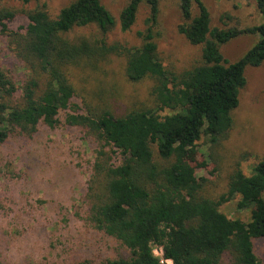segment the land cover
<instances>
[{"label":"trees","instance_id":"trees-1","mask_svg":"<svg viewBox=\"0 0 264 264\" xmlns=\"http://www.w3.org/2000/svg\"><path fill=\"white\" fill-rule=\"evenodd\" d=\"M255 1L264 17V0ZM179 2L183 17L179 32L190 44L203 46L202 61L181 72L168 69L158 54L153 28L159 0H129L122 10L121 29L127 31L140 6L149 7L147 28L138 32L143 42L133 47L73 35L78 27L96 25L106 31L115 25V17L101 0H74L56 17L44 3L27 12L29 24L24 31L9 28L17 12L0 10L1 31L29 71L18 86L0 68V146L13 134L32 137L30 145L21 142L22 155L36 162L43 144L42 133L35 135L39 123L55 126L60 111L72 105L75 90L68 68L110 54L123 55L130 80H153L151 93L157 105L123 115L106 106L67 116L69 124L86 129L98 143L86 220L131 251L130 258L99 264H160L154 245L161 246L176 264H264L256 250L264 239V158L249 175L238 165L227 192L217 198L202 193L208 179L198 177L187 160L202 137L210 149L227 138L234 122L232 112L246 84L245 69L264 63V22L246 28H212L203 0ZM243 34H258L259 40L230 62L220 48ZM165 111L169 113L162 115ZM153 145L160 159L169 163L155 160ZM236 196H240L238 209L250 211L247 221L220 210ZM26 262L34 264L27 258L20 264ZM0 264L10 263L0 257Z\"/></svg>","mask_w":264,"mask_h":264},{"label":"rangeland","instance_id":"rangeland-1","mask_svg":"<svg viewBox=\"0 0 264 264\" xmlns=\"http://www.w3.org/2000/svg\"><path fill=\"white\" fill-rule=\"evenodd\" d=\"M74 0H0V10L17 12L10 30L24 31L27 12L44 3L52 17ZM116 23L106 31L96 25L78 27L74 36L105 40L108 44L139 46V31L147 28L149 7L142 4L131 29L123 31L120 14L129 0H101ZM211 15L212 28H246L264 22L255 0H203ZM198 9L193 8L196 15ZM183 22L179 0H159V17L153 28L158 54L164 65L181 72L202 61V45H192L179 32ZM258 34H243L221 46L230 62L240 59L257 41ZM0 68L21 86L29 71L9 46L0 27ZM75 95L72 105L58 114L59 122L39 123L35 135L42 133L43 144L36 162L23 158V144L32 137L11 135L0 146V257L10 264L27 258L34 264H77L89 260L99 264L108 259L130 258L131 251L118 239L94 228L87 220L88 188L95 163L97 141L86 129L67 122L68 114H86L111 107L123 115L133 110L154 108L153 80L132 81L126 73V57L110 54L98 61H82L68 68ZM246 84L240 91L239 105L233 110V126L219 147L210 149L206 139L197 142L187 160L198 177H206L203 194L217 198L227 192L231 175L240 168L249 175L264 158V63L247 66ZM162 115L169 111L161 112ZM34 137V136H33ZM155 160H161L153 145ZM172 161V160H170ZM29 163V164H28ZM240 196L220 206L232 218L247 221L249 210L237 207ZM256 250L264 260V239ZM32 260V261H31ZM27 264V262H26Z\"/></svg>","mask_w":264,"mask_h":264},{"label":"built area","instance_id":"built-area-1","mask_svg":"<svg viewBox=\"0 0 264 264\" xmlns=\"http://www.w3.org/2000/svg\"><path fill=\"white\" fill-rule=\"evenodd\" d=\"M153 248L154 255L159 259L160 264H176L172 258L165 255L161 246L154 245Z\"/></svg>","mask_w":264,"mask_h":264}]
</instances>
